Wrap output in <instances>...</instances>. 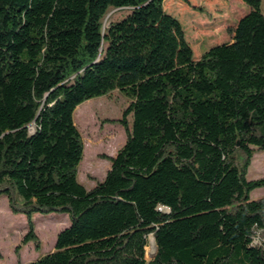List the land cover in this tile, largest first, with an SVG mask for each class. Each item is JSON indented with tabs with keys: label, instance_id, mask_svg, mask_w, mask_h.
Wrapping results in <instances>:
<instances>
[{
	"label": "trees",
	"instance_id": "obj_1",
	"mask_svg": "<svg viewBox=\"0 0 264 264\" xmlns=\"http://www.w3.org/2000/svg\"><path fill=\"white\" fill-rule=\"evenodd\" d=\"M165 1L0 0V196L37 249L34 214L70 217L29 264H264V176L247 178L264 152L263 0L198 59ZM113 90L131 99L127 139L88 188L74 113Z\"/></svg>",
	"mask_w": 264,
	"mask_h": 264
},
{
	"label": "rangeland",
	"instance_id": "obj_2",
	"mask_svg": "<svg viewBox=\"0 0 264 264\" xmlns=\"http://www.w3.org/2000/svg\"><path fill=\"white\" fill-rule=\"evenodd\" d=\"M165 7L181 21L196 57L213 45L229 41L232 36L230 28L235 27L238 19L250 10L242 0H166ZM262 9L264 11V0ZM128 12L123 11L117 19ZM130 101L124 92L113 90L86 100L75 110V122L85 144L79 179L88 188L93 187L97 180L105 178L111 167V161L106 156H115L126 142L127 130L119 119ZM127 119L132 127L133 115L129 114ZM261 176H264V152L256 150L247 178ZM250 196L251 199L263 197L264 187L255 188ZM160 208L166 209L163 206ZM33 221L40 249L36 248L35 242L25 243L27 216L13 213L8 197L0 196V264H29L53 250L58 232L70 224V217L65 212L36 213ZM151 236L146 247L148 259L155 253Z\"/></svg>",
	"mask_w": 264,
	"mask_h": 264
},
{
	"label": "bare ground",
	"instance_id": "obj_3",
	"mask_svg": "<svg viewBox=\"0 0 264 264\" xmlns=\"http://www.w3.org/2000/svg\"><path fill=\"white\" fill-rule=\"evenodd\" d=\"M151 244H152V246H153L154 248H156V247H155V240H154L153 236H151Z\"/></svg>",
	"mask_w": 264,
	"mask_h": 264
},
{
	"label": "crops",
	"instance_id": "obj_4",
	"mask_svg": "<svg viewBox=\"0 0 264 264\" xmlns=\"http://www.w3.org/2000/svg\"><path fill=\"white\" fill-rule=\"evenodd\" d=\"M240 18H241V17H240ZM240 18H239V19H240ZM239 19H238V20H239ZM236 24H237V23H236ZM195 58L198 59L199 57H196V56H195Z\"/></svg>",
	"mask_w": 264,
	"mask_h": 264
}]
</instances>
